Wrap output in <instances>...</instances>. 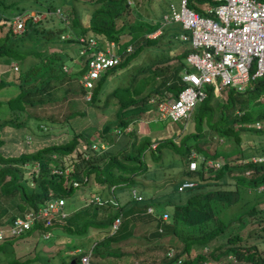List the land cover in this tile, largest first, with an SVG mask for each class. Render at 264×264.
Returning a JSON list of instances; mask_svg holds the SVG:
<instances>
[{
    "label": "trees",
    "instance_id": "1",
    "mask_svg": "<svg viewBox=\"0 0 264 264\" xmlns=\"http://www.w3.org/2000/svg\"><path fill=\"white\" fill-rule=\"evenodd\" d=\"M62 1L26 0L23 3L21 0H0V59L6 58L13 61L16 69H12L14 71L17 70L16 74H14V71L12 72L16 78L14 81L0 77V89L11 85L15 86V91L5 100L7 110L2 111L4 115L0 120V132L5 125L12 126L17 131L24 128L27 129L28 119L31 120L36 129L42 131L51 128V123H61L62 120H59L56 116L48 115L40 118L32 116L27 112V109L36 105L54 103V101L59 98L62 99L66 94L86 96L89 93L86 103L92 109H95L96 106L92 102L97 99V93L110 72L125 66L129 59L143 47L150 44L158 45L161 37H167V43L164 45L167 47L171 37L174 35L172 32L180 31L178 24L166 23L165 25L160 21L157 25H148V30L145 31L150 32L160 27V32L154 37H146L144 31L137 33V30L140 31L142 29V25H139L140 23L134 25V23L130 22L126 24L130 15L137 12L134 9L136 5H138L136 6L137 13H147L145 7L141 4L143 0H131V3L126 0H89L95 7L86 20L88 22L87 25L82 23L79 10L74 5V1L77 0H68L67 11L60 6ZM145 4L146 2L144 6ZM188 6L193 9L191 0H188ZM57 7L65 14V17L67 15L66 24L64 23L63 26L55 24L47 28L41 25V20L46 16H52V12ZM30 9L46 11L47 15L37 21L27 19L23 31L11 34L9 25L12 16L15 13ZM193 10L202 12L198 6ZM117 18L120 19L118 25H116ZM132 30L135 33L129 37V33ZM121 31L127 35L125 42L121 41ZM65 32H68L70 37L60 36ZM82 34L88 37L94 36L93 38H96V48L103 49L104 46L110 45L113 47L115 45V50H113L119 55V60L99 70L90 86H83L80 82L81 85L74 83L73 89L75 90L72 92L67 90L64 92L60 91V85L64 82L76 78H79L80 81L81 74L86 71L88 60L92 57L93 50L85 49L84 52L79 53L78 48L74 44L78 41L76 36ZM39 39V43H34V41ZM43 42L48 45H63L64 48L48 51L46 46H44L45 49L42 50L41 48L45 45ZM63 42L66 45L62 44ZM127 45H130V51L125 50ZM65 47L71 50L66 51ZM73 48L76 53L70 55L69 51L71 53ZM189 50L190 48L187 46L178 55H175L179 60L178 64L171 68L172 70L168 73V76H161L160 81L144 95H140L139 92L130 93L124 85L112 87L104 99V103H108L113 98L114 109L111 113V118L100 124H97L95 119L91 128L96 131L94 138H89L92 135L90 131L83 133V131L75 129L72 125H65V131L68 135L66 140L47 142L30 152H22L18 155L3 154L0 149V227L7 226L16 214L21 213L26 208L36 209L43 205L45 200L50 197V194L67 198V196L72 194L74 188L83 185L72 186L70 183L66 184L65 175L51 172L53 166L62 168L72 162L74 170L71 176L81 179L85 175L87 176L85 183L89 182V177L92 175L94 184L98 186L104 183L108 186L119 183L131 185V188L134 182L138 181L135 179V175L142 174L147 169L145 161L141 159L143 158V150H156L163 148L168 143L173 144L174 136L181 134V130L184 129L183 120L175 121L169 117H164L168 119V123L165 124L163 129H159L163 130L162 133L158 130H151L148 125H145L146 122L143 121L142 126H146L149 133L142 134L138 132L139 129L135 125L127 134L129 137L127 146L129 147H124L115 153L99 148L90 149V145L92 143L98 145L102 140L108 142L109 138L112 137L111 132L113 129H116L115 133L125 132V128L137 119H161L157 103L177 93L180 88L178 73L184 64L183 56ZM28 55H34L36 60L32 59L26 64L24 63V66H21L18 61H22ZM159 55L164 63L169 60L167 53L159 52ZM70 58H74L78 66L73 70L72 67L66 65L67 70L65 71L62 69V65L66 64L65 62ZM153 64L144 68L147 69L144 72H151L154 78H157L156 72L150 69ZM166 91L169 92V95H166ZM60 92H62V95L60 97L56 96ZM218 92L215 95L212 86L206 85L205 97L196 103L190 111L194 132L184 133L177 143L180 148L182 147L183 153L178 158L182 161L183 167L180 169V176L176 181V190L181 191L177 189V186L184 180H193L196 183L195 186L188 187L190 190L184 200H171L168 196L157 193H153L149 198H142L141 200H134L131 195H129L130 199H124L122 203L117 200L118 211L121 212V216L122 214L124 215L125 223L121 219L117 229L113 232H110L109 229L111 217L109 216L105 222L94 219L92 209L100 205L87 201L85 206L71 212L65 218H53L50 225L44 224L45 218L43 217V219H36L32 227L23 233L16 235L5 233L0 239V264H30L31 261H38L39 255L43 253L40 252L42 250L38 249L36 245H32L35 240L31 238L26 241L27 238L25 237L34 234L41 236L44 231L51 232L54 228H58L62 232L61 235L64 234L67 237L84 234L88 226L96 229L104 228L105 234L93 243L92 249L99 254L101 253L99 245L106 247L104 254L100 256L101 259L107 256L121 255L119 254L120 249L114 246L113 243L124 236L125 238L130 237L131 230L125 231V229L127 225L129 228V225L137 222L138 219H150L153 222L152 225L145 228L147 231L143 233L144 237L150 236L149 238H151L156 236L161 238L162 235L167 236L169 243L161 242L151 245L149 248L146 247L147 250H160L162 252L161 254L163 255L157 261L160 264H173L178 259L180 261L176 264H206L207 256L220 260L225 254L231 255L234 262L227 260V262L218 264H239L237 261L264 264V252L258 244L248 242L244 245L243 243L246 241L242 243V238L238 234L227 236L225 244L211 248L206 253L202 250L204 245H207L213 238L222 234L224 229L231 224H236L243 218L244 214L254 216L255 223L259 225V232L256 233V227L255 233L262 239L261 241H263L264 245V233H262L264 231V219L260 212V207L264 204V190H257V186L264 184V160L259 162H250L248 160L246 162L230 163V159L233 157L241 156L249 159L251 155L264 154L263 144L259 151L254 150L251 152H247L245 148L242 149L240 146L242 138L249 132L258 135L264 134V129H255L253 126H247V123L264 119V76L255 79L251 88L246 87L242 91H237L231 87H224L219 89ZM2 101L0 100V105L3 103ZM84 105L83 107H85ZM147 107L149 108L147 109ZM134 108H137V111L131 112V109ZM82 109L66 111L63 115V120L69 118L71 113L72 115L82 114ZM149 109L155 111L154 116L149 117ZM143 113L146 116H142ZM23 114L24 117H22ZM214 114L215 117H213ZM41 122H46L49 127ZM204 126H206V129H203ZM47 131L50 132L49 129ZM35 132V130H32L30 134H35ZM19 133L24 138V133L22 131ZM30 134H27L28 138ZM193 134L195 137L201 135V138L214 139V142H211L209 149L206 148L207 143L205 140L194 141L192 144L185 146L186 135L188 137L193 136ZM153 142L155 144L152 146ZM222 142H228V148H223ZM2 143L3 140L0 138V145ZM173 151L175 152L176 149H173ZM173 151L170 150V154ZM191 151L202 155V158L199 156L195 157V167L192 170L188 167ZM84 153L88 154L86 158H84ZM161 154V150L157 151L156 154L151 153L152 156L158 157H161ZM152 156L150 158H154ZM102 157H104L103 160ZM209 158L218 159L220 163L218 166L209 164ZM97 159L101 161H95ZM34 162L38 163L36 173L27 174V169ZM79 164H83V166L78 169ZM246 169H249L248 173H244ZM30 181L33 183H30ZM243 195H245V205L243 204L240 208V199ZM260 195H263L262 199ZM12 198H16L14 206L16 210L13 212L7 208L6 204ZM231 204L233 206L228 207ZM147 205L155 208V214L146 212ZM168 205H170L169 208ZM103 206L108 209L111 208L109 204ZM165 208L170 211L169 214ZM235 209L237 212L233 213ZM163 212L166 213L165 218L161 216ZM254 212L260 213V216H255ZM115 213L113 212L111 216ZM240 223L238 222L237 225ZM122 230H124L123 233L121 232ZM58 234L60 235V233ZM120 234L122 235L120 236ZM173 238L178 240L176 245L170 242V239ZM18 241L24 244H31L29 250L17 254L16 247H20L17 244ZM74 248V245H63L62 248L54 252L55 254H50L49 251L46 253L49 256L53 254L56 256V253H58L59 261L62 264H69L71 258H74V262L79 261L78 257L84 251L77 252L76 256L71 253L62 256L60 253L63 249L70 252ZM169 248H173L170 257L166 256L165 253ZM90 260L91 257L88 264H95L92 260L90 262ZM138 262L142 264H158L147 258L139 259Z\"/></svg>",
    "mask_w": 264,
    "mask_h": 264
},
{
    "label": "rangeland",
    "instance_id": "2",
    "mask_svg": "<svg viewBox=\"0 0 264 264\" xmlns=\"http://www.w3.org/2000/svg\"><path fill=\"white\" fill-rule=\"evenodd\" d=\"M128 3H131V0L128 1ZM133 1V0H132ZM140 1V0H137ZM173 2L177 4L178 0H143V7H145V10L147 11L146 14H140L137 13V7L136 5L134 9H136L135 14H131L129 19H127V23H140L139 25H142V29L138 32L141 31H147L148 30V25H157L160 23V17L162 12L166 9V6L168 2ZM21 2L25 3L26 0H21ZM91 1L89 0H77L74 1L75 7L78 8L82 23L84 25H87V19L89 18V15L91 14L92 9L95 7L93 3H90ZM146 2L145 6L144 3ZM61 3V7L66 9L69 4L68 0H63ZM63 3V4H62ZM191 5L194 8L197 6H201V0H191ZM66 13V12H65ZM66 17L60 15L58 16L57 14H52V16L45 17L41 21V25L45 26L46 28L58 24L60 26H63L64 23L66 24ZM120 19H116V25L119 24ZM156 32V33H155ZM159 31L157 29H154L148 33H146L145 36L148 37H153L156 35ZM1 33V30H0ZM135 31L132 30V32L129 33V37L131 34H134ZM155 33V34H154ZM174 34H177V32H172ZM92 36V35H91ZM94 37V36H93ZM120 37L121 41L125 42L127 40V35H125L122 31L120 32ZM43 40V39H42ZM40 39L38 41H34V43H39ZM167 43V37H161V39L158 41V45L155 44H150L149 46L143 47L138 53H136L132 58L129 59V61L126 63L125 66L119 67L112 72H110L107 77L105 78L103 84L101 85V88L99 89V92L97 93V99L94 100L92 103L96 106L95 109H92L91 106L87 105V97L86 96H73L70 94H66L62 99L59 98L54 103H48L44 105H36L33 107H28L27 112H29L32 116H37V117H45L48 115H53L56 116L59 120H62L61 123H51L50 127L48 128V124L46 122H41L46 124L48 129L50 130L47 131L48 129L42 131L39 129H36V127L33 125L30 119H28L27 122V129L24 128L20 131L24 133V138L21 137L20 131L15 130L14 127L5 125L1 128L0 132V138L3 140V143L0 145V149L2 150L3 154H10V155H18L22 152H30L31 150L41 146L42 144H45L47 142H58L60 140H66L67 138V132L65 131V125H72L75 127V129H80L81 131L86 132L90 131L92 135L89 136V138H94L96 131L91 129L94 125L95 119L97 120V124L103 123L104 121L108 120L111 118V113L114 109L113 107V98L109 100L108 103H104L105 96L109 90L116 86V85H124L128 88L130 93L132 92H139L140 95H144L150 88L154 87L161 79V76H168V73L172 70L171 68L178 64V59L175 57V55H178L182 50H184L187 46V42H182L178 38L171 37V40L168 43V46L165 47L164 45ZM43 47L41 48L42 50L45 49L44 46H46V49L49 50H55V49H63L64 46L59 44H47L46 42H43ZM66 45V43H62ZM106 44V42H105ZM48 45V47H47ZM105 47H112L110 45L104 46ZM115 45H113L112 49H114ZM39 48V47H38ZM66 51L71 50L67 47ZM115 50V49H114ZM159 52H165L169 55V60L164 63L160 59ZM64 53V52H62ZM76 53V50L73 48L71 51V55H74ZM70 54V51H69ZM158 56V57H157ZM35 59L36 57L33 55H28L26 56L22 61H18V63H21V66H24V63ZM158 60V62H156ZM17 63V64H18ZM67 66H70L75 70V68L78 66L74 58H70L65 62ZM76 63V64H75ZM154 63V64H153ZM11 60L9 59H0V77L4 79H11L14 81L15 75L17 70L14 71L11 68ZM151 64L152 67H150L151 70L156 72L157 78H154L151 72H144L147 69H144ZM143 69V70H142ZM14 71V74L12 73ZM140 72V73H139ZM74 83L81 85L79 78L66 81L63 84L60 85V91H65L67 90L68 92H72ZM72 85V86H71ZM15 91V86H7L2 89H0V100H3L2 104L0 105V120L1 117L4 115V110H7V106L5 103L6 98H8L13 92ZM164 91V90H163ZM62 95V92H60L58 97ZM166 95H169V92L166 91ZM85 104V105H84ZM83 105L85 107H83ZM83 108V109H82ZM149 107H147L148 109ZM70 109H76L80 110L82 109V114H76L72 115L70 114L69 118H66L63 120V115L66 111ZM131 112L137 111V108L131 109ZM150 115L149 117H152L155 115V111L149 109L148 112ZM142 116H146L145 113L142 114ZM24 117V114L23 116ZM215 117V114L214 116ZM168 119H165L164 117H161V119H137L136 121L130 123L126 128L125 132H117L115 133L116 129H113L111 132V136L108 140H102L105 141L108 145H105V151L115 153L119 151L120 149H123L124 147H129L128 145V132L132 130V128L137 125L140 133L142 134H147L149 131L146 129V126L151 130L154 131H159L160 133L163 132V127L165 126ZM143 121L146 122V126H142ZM182 121V120H181ZM183 128L181 130V134L174 136V143H168L166 146L160 149L156 150H151V149H145L142 152V157L146 163L147 169L144 173L142 174H136L135 179L138 180L134 182L133 186L137 189V191L143 196V198H149L153 193L157 194H162L165 196H168L171 200H184L187 196V192L190 190V188L177 191L176 190V181L178 177L180 176V169L183 167L182 161L179 160V156L182 152V147L178 146V141L182 138L183 134L186 132H194V128L191 122V114L189 117L185 120L182 121ZM30 126V128H29ZM247 126L248 123H247ZM203 129H206V126L203 127ZM30 130V131H28ZM32 130H35V134H30ZM203 133V132H202ZM27 134H30V137H25ZM47 134V135H45ZM88 134V132H87ZM101 137V134H100ZM102 138V137H101ZM215 138V137H213ZM173 140V139H172ZM202 140H205L207 143V149L210 148L211 142H214L213 140L206 139V138H201V135H195L193 136H188L186 135L185 140H184V145L188 146L189 144H192V142L197 141L200 142ZM232 140V139H230ZM155 143L153 142L151 145L153 146ZM225 144V145H224ZM264 145V134H256L253 132H249L246 134L242 140L240 146L242 149L245 148L247 152L251 151H259L260 147ZM170 145V149L168 146ZM192 146V145H190ZM229 143L228 142H222V147L223 148H228ZM173 149H176L174 152ZM161 150L162 154L161 157L158 156H152L151 153H157V151ZM170 150H172V154H170ZM184 150V148H183ZM150 156L154 158H150ZM104 157H102L103 160ZM241 156L233 157L230 159V163H238L242 161ZM245 158V157H243ZM95 161L100 162L101 160L97 159ZM72 164V162L70 163ZM84 164V163H83ZM83 164H79V167L81 168ZM73 166V165H72ZM28 172L27 174H30V168L27 169ZM229 176V175H227ZM131 185L128 184H112L108 186L107 184L103 185H96L94 184L93 176L91 175L89 177V182L76 187L73 189V192L70 196H67V198L64 199V204L63 208L65 211L68 212V214H71V212L78 210L79 208L85 206V203L87 199L93 195V194H98L101 197H106L110 195H114L115 198L119 202H123V200L130 199V194H129V189ZM109 187H112V193L109 192ZM193 189V188H192ZM264 188L258 189V191H262ZM263 195H260V198L262 199ZM143 199V201H144ZM244 199L245 195L242 196L240 199L241 206L244 204ZM150 200V199H149ZM16 203V198H12L10 202H7V208L11 210V212L15 211L16 208L14 207ZM245 205V204H244ZM233 206V204L229 205L228 207ZM101 207L103 206H98L94 207L92 209V214L93 218L99 221L105 222L109 218V210L106 209L104 212L102 211ZM170 205H168V208ZM260 207V205H258ZM98 208V210H97ZM112 209V208H111ZM163 209V208H161ZM168 210L167 208H165ZM164 209V210H165ZM237 210L235 209L233 213H236ZM113 213V210H112ZM170 211L168 210V214ZM255 213V212H254ZM231 215V214H230ZM229 215V216H230ZM255 216H260V213H255ZM92 218V217H91ZM124 215L122 214L121 219L124 222ZM234 218V217H233ZM122 222V223H123ZM238 222H241L239 225H237ZM236 224L233 223L229 227L225 228L222 234L216 236L213 238L207 245H204L202 250L206 253L208 252L211 248H214L216 246H219L221 244H225V239L227 236H230L231 234H238L243 241H246L243 243L244 245L248 242H253L258 244V246L262 249L264 252V245L262 239L256 235V233L259 232L258 229V224L255 223L254 221V216L253 215H247L244 214L243 218H241ZM125 223V222H124ZM152 223H144L143 221H137L132 223L131 227L125 229V231L131 230V234L135 237H127L125 236L123 238H120L117 242L113 243L114 246H117L120 251L122 252L121 255H115V256H107L104 259H101L100 256L104 254L105 251V246L99 245L101 253L97 254L94 252V249H92L93 243L98 240L97 238L101 236V232H98L96 228H93L92 226L86 227L87 232L83 235L80 236H75L76 238L73 237L72 241L74 240L75 243V248H79L80 251L84 252H90V257L91 260L95 264H101V261H103L102 264H142L141 262H138V259H136V252L138 249L142 250V247L139 244L141 243L140 238L143 236V233L146 231L145 228L149 225H152ZM257 227L256 233H255V228ZM93 229V230H92ZM52 235H50L48 238H42V236L34 234V235H29L25 238L26 241H29L31 238L35 240V243L32 245H36L38 249H41L43 252L42 254L39 255V259L36 262H32L30 264H62L61 261H59L58 253H56V256L54 255L56 250L60 249L63 247V244L72 242V241H67L69 238L67 236H64V234L61 235V231L58 228H54L51 230ZM122 233L124 230L121 231ZM60 233V235L58 234ZM94 233V234H93ZM127 233V232H125ZM264 233V231L262 232ZM122 234H120L121 236ZM131 236V235H130ZM79 237L80 239H77ZM115 237V236H114ZM96 238V239H95ZM138 238V240H136ZM152 240V239H151ZM158 241L157 243L161 242H168L167 236L162 235L161 238L155 240V242ZM78 242V243H77ZM170 242L176 245L178 243V240L176 238L170 239ZM17 244L20 245L19 248L16 247V253L20 254L22 251L26 252V250H29L31 244L29 243H21L20 241L17 242ZM69 246V245H67ZM73 246V245H71ZM73 249V250H74ZM66 251L63 249L61 251V255L65 254H73L76 256L77 252L74 251ZM47 251L51 253H54L52 256L47 255ZM132 251H136L135 253H132ZM140 253V252H139ZM142 253V252H141ZM115 254V252H113ZM112 254V255H113ZM148 255V253H145ZM97 255V256H94ZM157 256H159L157 254ZM51 257V258H49ZM90 260V262H91ZM149 260V259H148ZM227 260L233 261L231 257H227V255H223L220 260H215L209 256H207V259L205 262H211L210 264H218L221 262H227ZM40 261V262H39ZM146 263V262H145ZM160 264L159 262H157ZM206 263V264H207ZM73 264H80L78 261L73 262ZM242 264H249V263H242Z\"/></svg>",
    "mask_w": 264,
    "mask_h": 264
},
{
    "label": "built area",
    "instance_id": "3",
    "mask_svg": "<svg viewBox=\"0 0 264 264\" xmlns=\"http://www.w3.org/2000/svg\"><path fill=\"white\" fill-rule=\"evenodd\" d=\"M197 12L188 6V0H178L177 4L168 2L167 12L163 14L165 21L175 22L180 25L182 31L178 34L179 39H188L191 50L184 57L185 67L181 71V88L175 97H167L157 103V109L161 117H169L175 121L188 118L193 106L201 101L205 96L206 85H212L214 92L218 86L231 87L237 91H242L246 87L251 88L255 79L264 76V0H203ZM58 16H65L57 7L52 12ZM47 15L46 11L24 10L15 13L10 21L9 30L11 34L23 31L27 19L37 21ZM68 32L62 33L61 37L68 36ZM79 45V53L85 49L93 50L92 57L88 60L86 71L81 74L80 82L83 86H90L92 80L97 76L99 70L117 62L119 55L110 47L103 49L96 48V38L76 36ZM112 44V42H110ZM130 49V45L125 50ZM11 68L16 69V65L11 61ZM65 69V67L63 66ZM89 96V93L86 97ZM253 127L264 128V120L254 121ZM26 135L25 137H27ZM108 145L105 141L92 143L90 149H101ZM84 153V158L87 157ZM198 155L191 151L188 167H195V157ZM241 162H259L264 160V154L251 155L249 159L241 158ZM208 163L218 166L217 159H208ZM26 165V163H24ZM73 164H66L64 167L53 166L51 172L54 174L65 175L66 184L72 186L84 184L87 176L81 179L71 176L74 170ZM29 173H36L38 163L34 162L30 167ZM246 169L244 173H248ZM30 183H33L30 181ZM193 180H184L179 183L177 189L183 190L194 186ZM264 188V184L257 186V190ZM112 192V187H109ZM50 194V193H49ZM130 195L134 200H141L142 195L134 186L130 188ZM89 202L95 205H110L113 218L110 222V232L117 229L121 222V212L118 211V204L115 196L101 197L93 194ZM64 199L52 196L47 198L43 205L33 208H26L21 213L16 214L5 227H0V239L5 233L16 235L29 230L36 219H43L45 225L51 224L54 215L63 216L62 210ZM146 212L155 214V208L151 205L146 206ZM261 215L264 219V204L260 207ZM162 218L166 213H162ZM160 230V229H159ZM50 231H44L42 238H48ZM79 252V248L73 250ZM173 248H169L166 253L172 255ZM80 264H88L90 252H84L79 257ZM176 264V263H174Z\"/></svg>",
    "mask_w": 264,
    "mask_h": 264
},
{
    "label": "crops",
    "instance_id": "4",
    "mask_svg": "<svg viewBox=\"0 0 264 264\" xmlns=\"http://www.w3.org/2000/svg\"><path fill=\"white\" fill-rule=\"evenodd\" d=\"M112 193V192H111ZM113 195V194H112ZM106 197H108V196H106ZM90 198V197H89ZM89 198L87 199V201L89 202ZM117 200V199H116ZM86 201V202H87ZM86 204V203H85ZM103 206V205H102ZM101 209H102V211L104 212L106 209H108L107 207H101ZM62 210L65 212V214L63 215V216H60L59 214H56V215H54L53 216V218H57V219H61V218H65L67 215H69L68 214V212L67 211H65V209L63 208V206H62ZM98 210V209H97ZM109 210V216L111 217V219H112V217L113 216H111L112 215V209L110 208V209H108ZM115 213V212H114ZM146 214V213H145ZM52 218V219H53ZM51 219V220H52ZM102 221V220H101ZM138 221H143L144 223H152V221L149 219V220H139L138 219ZM134 223V222H133ZM132 225V224H131ZM131 225H129L130 227H131ZM129 227V228H130ZM93 230V229H92ZM104 230V228H98L97 229V231L98 232H101V236H99L97 239H100L101 237H102V235L103 234H105L104 232L105 231H103ZM146 230V229H145ZM158 230V229H157ZM147 231V230H146ZM87 232V231H86ZM85 232V233H86ZM84 233V234H85ZM107 233H109L108 231H107ZM94 234V233H93ZM51 235H52V232H51ZM83 235V234H82ZM131 237H133L134 239H135V237L131 234V236H130V238ZM150 237V236H149ZM148 236L147 237H144V236H142L141 238H140V240H141V243L142 244H139L141 247H142V250H137V251H139V252H136V251H132V253H135L136 252V259H143V258H147V259H151V261H155V262H157L158 260H159V258L161 257V255H163V254H161L162 252L160 251V250H158V251H151V250H147V248L146 247H150L151 245H156V244H158L157 242L158 241H156L155 242V240H157V239H159V238H157L156 236H153V237H151V238H149ZM69 239L67 240V241H72V239H73V237H68ZM74 238H76V237H74ZM146 238H148V239H146ZM77 239H80L79 237H77ZM96 239V238H95ZM152 239V240H151ZM136 240H138V238H136ZM78 243V242H77ZM63 245H69V246H71V245H75V243H74V240L72 241V242H69V243H64ZM143 248H145L144 250H143ZM83 251V250H82ZM119 251V250H118ZM144 251V252H143ZM142 252V253H141ZM148 253V255H146L145 253ZM119 254H122V252H120ZM157 254L159 255V256H157ZM237 263H239V264H242V263H249V264H253L252 262H245V261H237ZM102 264V263H101Z\"/></svg>",
    "mask_w": 264,
    "mask_h": 264
},
{
    "label": "clouds",
    "instance_id": "5",
    "mask_svg": "<svg viewBox=\"0 0 264 264\" xmlns=\"http://www.w3.org/2000/svg\"><path fill=\"white\" fill-rule=\"evenodd\" d=\"M128 1H130V0H128ZM166 13H168V12H167V6H166V9H165V10L162 12V14H161V17H160L161 23H163V24H165V25H166V23H168V24H169V23H175V22L165 21V20L163 19V14H166ZM176 24H177V23H176ZM178 25H179V24H178ZM179 26H180V25H179ZM156 29L160 32V27H158V28H156ZM181 31H182V29H181V27H180V31L177 32V34H174L173 37L178 38V34H179ZM159 32H158V33H159ZM146 33H148V32H145V35H146ZM155 33H156V32H155ZM155 33H154V34H155ZM158 33H157V34H158ZM157 34H156V35H157ZM82 35L85 36V37H88V36H86V35H84V34H82ZM156 35H154V36H156ZM154 36H153V37H154ZM66 37H70V35H68V36H66ZM91 37H92V36H91ZM146 37H148V36H146ZM178 39H179V38H178ZM179 40L182 41V42H187V43H188V47L190 48V43H189L188 39H182V40L179 39ZM74 44H75L76 48L79 49L78 42L76 41V43H74ZM130 49H131V47H130ZM130 49H128L127 51H130ZM190 50H191V48H190ZM190 50H189V51H190ZM78 51H79V50H78ZM70 55H71V53H70ZM185 55H186V54H185ZM185 55L183 56V59H184ZM63 66L65 67V69L63 68ZM185 68H186L188 71H190L189 68L185 67V60H184L183 67L179 70V73H178V76H179V83H180V88H181V85H182V84H181V80H180V75H181L180 73H181V71H182L183 69H185ZM62 69L65 70V71L67 70V66H66V64H63V65H62ZM211 86H212V85H211ZM180 88H179V89H180ZM212 88H213V86H212ZM221 88H224V87L218 86V87H217V90H216L215 92H214V90H213L214 94L217 95V94L219 93L218 90L221 89ZM179 89H178V90H179ZM177 92H178V91H177ZM176 94H177V93H176ZM176 94H175V95H176ZM205 94H206V89H205ZM175 95H170V96H171V97H175ZM204 97H205V96H204ZM199 102H200V101H199ZM197 103H198V102H197ZM194 106H195V105H194ZM194 106H193V107H194ZM189 114H190V113H189ZM263 120H264V119H263ZM253 122H254V121H253ZM253 122H252V123H248V125L253 126V125H252ZM255 129H257V128H255ZM262 129H264V128H262ZM219 140H221V139H219ZM197 154H198V155H201V154H199V153H197ZM189 156H190V155H189ZM217 160H218V159H217ZM190 170H192V169H190ZM194 186H195V185H194ZM142 197H143V196H142ZM165 253H166V252H165ZM225 255H227V257H229V258L231 257V259L233 260V258H232L231 255H229V254H225ZM166 256H168L167 253H166ZM169 257H170V256H169ZM179 261H180V260L178 259V260H176L174 263H178ZM229 261H230V260H229ZM230 262H234V261H230ZM174 263H173V264H174ZM206 263H207V262H206ZM209 263H211V262H208L207 264H209Z\"/></svg>",
    "mask_w": 264,
    "mask_h": 264
},
{
    "label": "water",
    "instance_id": "6",
    "mask_svg": "<svg viewBox=\"0 0 264 264\" xmlns=\"http://www.w3.org/2000/svg\"><path fill=\"white\" fill-rule=\"evenodd\" d=\"M74 262V258H71V260L69 261V264H73Z\"/></svg>",
    "mask_w": 264,
    "mask_h": 264
}]
</instances>
